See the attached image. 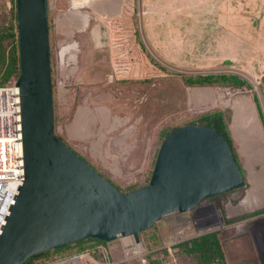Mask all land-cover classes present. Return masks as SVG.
<instances>
[{"label": "rangeland", "instance_id": "374dc122", "mask_svg": "<svg viewBox=\"0 0 264 264\" xmlns=\"http://www.w3.org/2000/svg\"><path fill=\"white\" fill-rule=\"evenodd\" d=\"M69 1L47 0L54 133L125 191L147 182L163 129L198 122V115L205 111H227L243 184L198 202L193 214L196 223L176 237L174 256L176 264H203L178 243L215 230L224 261L210 264H264V232L263 236L260 232L264 206L231 213L226 208L229 203L237 210L247 194L257 198L252 183L264 170V28L254 35L249 31L247 14L241 12L243 4L238 0H118L115 11L107 13L95 11L91 4L83 6L86 25L73 27L66 37L56 16H66ZM10 4L0 0V24L8 21ZM69 38L76 48L60 68L58 52ZM215 72L236 73L248 85H189L181 79V74ZM242 98L250 99L259 126V131L247 132L248 142L241 133L250 127L249 119L238 118L235 109ZM73 126L78 133L70 130ZM259 146L262 151L257 153ZM218 222L221 225L213 228ZM162 223L158 219L138 232L146 247H167L168 225ZM93 243L84 239L56 247L34 257L32 264Z\"/></svg>", "mask_w": 264, "mask_h": 264}, {"label": "water", "instance_id": "95a60500", "mask_svg": "<svg viewBox=\"0 0 264 264\" xmlns=\"http://www.w3.org/2000/svg\"><path fill=\"white\" fill-rule=\"evenodd\" d=\"M14 10L23 172L0 226V264L85 237L138 240L164 214L243 184L224 135L187 122L162 137L146 183L116 187L54 133L47 0H14Z\"/></svg>", "mask_w": 264, "mask_h": 264}, {"label": "built area", "instance_id": "2783aa9c", "mask_svg": "<svg viewBox=\"0 0 264 264\" xmlns=\"http://www.w3.org/2000/svg\"><path fill=\"white\" fill-rule=\"evenodd\" d=\"M22 172L19 92L13 79L10 83L0 84V226L21 182ZM198 207L171 211L160 218L164 226L168 225L167 247L148 248L140 238L134 240L131 234H124L116 237L115 244L98 241L89 248L49 258L39 264H176L174 254L178 247L173 246L177 240L174 236L189 225H195L193 214ZM87 250L92 254H87Z\"/></svg>", "mask_w": 264, "mask_h": 264}, {"label": "trees", "instance_id": "16d2710c", "mask_svg": "<svg viewBox=\"0 0 264 264\" xmlns=\"http://www.w3.org/2000/svg\"><path fill=\"white\" fill-rule=\"evenodd\" d=\"M10 14L8 21L6 23L0 24V84L10 83L16 78L19 71V58H18V45H17V34L15 25V10H14V0H10ZM152 61L153 59L150 58ZM154 62V61H153ZM159 66V65H158ZM181 79L185 84L193 85H233L239 86L242 84H247L246 80L236 73H225V72H215V73H196V74H181ZM227 111L214 109L210 111H205L198 115V122L205 123L208 125L214 124L216 130L224 135L228 141L230 148L232 150L235 159L236 154L233 150L231 143V138L227 128L228 118ZM192 122V121H190ZM174 127V126H172ZM171 127V128H172ZM169 130L162 131L164 136ZM84 239H93L95 242H104L97 238L85 237L73 242H78ZM69 242L64 244L62 247L69 245ZM93 244H89L86 248L91 247ZM183 251L192 254L198 263L210 264L212 262H223L224 254L221 247V243L218 234L215 230H210L191 237L188 240L178 243ZM85 248V249H86ZM54 248H49L41 253L35 254L33 256H28L24 262L32 264L34 257H40L47 254ZM83 250V249H80ZM151 252L148 253V255ZM44 261V260H43ZM41 263V262H40ZM39 264V263H38Z\"/></svg>", "mask_w": 264, "mask_h": 264}, {"label": "bare ground", "instance_id": "6f19581e", "mask_svg": "<svg viewBox=\"0 0 264 264\" xmlns=\"http://www.w3.org/2000/svg\"><path fill=\"white\" fill-rule=\"evenodd\" d=\"M117 3H118V0H70L69 1L70 9L68 10V12L63 13V15H66V16L60 17L59 15H57L56 16V22H57V24L61 25V29H63L64 33L66 34V37L71 36V34L73 32V27L82 28L87 23L88 14L81 10V8L83 6L91 4L95 11H97L99 13H107V12L115 11L114 7L116 6ZM75 45H76V42L74 40H72L71 38H69L65 44H62L60 46V49L58 52L60 68H62V66L66 62V56L69 59L70 53L75 50V48H76ZM221 96H222V92L219 93L217 97H221ZM211 98H212V103H214V101H215V99H213L214 96ZM235 109H236V113H237L238 118L239 117H242V118L246 117L247 120L249 119L248 123H250L249 124L250 127L246 131L243 130V132L241 133L242 138L244 140H246V138L248 137V136H246L247 132H251V131L254 132V130H253L254 128L259 131V126H258V123L256 120L254 108H253L252 103H251L249 98H242V99L237 100V103L235 105ZM77 117H78V115H77ZM106 117H107V113L104 114L103 118H106ZM70 128H71L70 130L73 131L74 133H78L79 129L77 126L76 127L73 126ZM258 151H259V147L257 148V153H259L261 151V149L259 152ZM8 190H9V188H6V191H8ZM251 190L253 192L257 193V198H251V196H249L247 194V196L244 197L236 206L237 210H234L235 207H233L231 204L228 203L226 205L228 212L231 213V212L251 209L253 207H259L262 205L264 206V170L261 172L260 175H258L255 178V181L252 183V189ZM259 190H261L260 194H259ZM252 196H254V195H252ZM216 225H221V222L212 224V227L216 226ZM203 228L204 227L201 226V227H198L196 229H197V231H201ZM181 233L182 232L178 233L176 236H174V238L178 237Z\"/></svg>", "mask_w": 264, "mask_h": 264}, {"label": "crops", "instance_id": "0c3cea01", "mask_svg": "<svg viewBox=\"0 0 264 264\" xmlns=\"http://www.w3.org/2000/svg\"><path fill=\"white\" fill-rule=\"evenodd\" d=\"M252 1L249 2V0H238V2H242L241 4H243V7L240 9L241 12L244 11L247 14L248 29L254 35V34H257L259 32V31H257V29H263L264 28V0H259L258 2H257V0H252ZM229 10H231V8H229ZM254 42L258 43V40H254ZM255 49L256 50L258 49L259 53L263 52L262 49L259 47L256 48V46H255ZM248 137H250V134L248 135ZM248 137H247V140H245L247 142H248ZM260 139H261V136L259 134L257 139H256L257 142H259V144H260V141H259ZM260 146H259V151H260V149L262 151V148H261L262 146L261 147Z\"/></svg>", "mask_w": 264, "mask_h": 264}]
</instances>
